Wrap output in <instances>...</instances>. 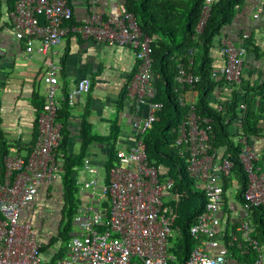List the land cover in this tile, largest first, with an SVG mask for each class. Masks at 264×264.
Here are the masks:
<instances>
[{"label":"built area","instance_id":"built-area-1","mask_svg":"<svg viewBox=\"0 0 264 264\" xmlns=\"http://www.w3.org/2000/svg\"><path fill=\"white\" fill-rule=\"evenodd\" d=\"M215 1L205 0L192 35L194 42L203 32ZM7 15L16 36L25 41L27 52L37 51L44 57L42 78L46 94L31 151L26 155L19 152L3 155L0 264H178V257L171 248L179 232L180 205L187 197L174 177L168 175L165 165L150 162L143 140V134L163 107L162 102L155 100L153 38L142 31L126 4L122 5L118 18L95 12L81 25L70 23L73 10L69 0H15ZM40 16L44 17V22L40 21ZM72 31L111 45L131 46L134 70L127 86V102L128 105H144L146 112L133 123L132 143L125 144L120 139L116 142L117 158L112 166H108L107 161H98L89 150L83 164L75 168L76 184L88 199L82 200L73 216L78 230L72 232L66 242V251L56 260L47 261L42 252L44 241L31 219L21 220V213L35 200L41 184L62 179L63 165L58 157L62 141V123L58 120L61 101L67 99L73 104L79 95L91 89L90 78H73L67 95L61 97L59 93L61 59L55 47ZM246 37L244 35L243 39ZM243 44V41L237 44L226 37L221 39L223 62L215 67L212 76L225 80L219 90L222 97L217 100L222 105L229 100L233 89L239 88L245 93L242 82L247 48ZM197 52L196 44L187 47L186 60L177 64L176 75V82L182 86L179 102L188 108L187 118L176 129V146L179 154L186 158L189 176L205 193L204 210L190 226L195 245L185 264H228L230 252L222 235L223 176L231 174L233 162L213 146L211 119L196 112L198 91L195 86L200 81L194 72ZM239 106L245 108V103ZM237 141L248 181L239 225L229 244H234L241 236L248 242L242 247V253L248 251L247 245L252 246L258 253L254 264H264L263 248L251 234L252 208H264V170L259 163L262 153L246 135H239Z\"/></svg>","mask_w":264,"mask_h":264},{"label":"crops","instance_id":"crops-1","mask_svg":"<svg viewBox=\"0 0 264 264\" xmlns=\"http://www.w3.org/2000/svg\"><path fill=\"white\" fill-rule=\"evenodd\" d=\"M14 2L15 0H3L0 8L1 169L5 151L24 155L31 151L37 137L38 114L46 94V85L42 78L45 70L44 57L37 51L27 52L25 41L16 36L7 15ZM126 3L127 0H69L73 10L70 23L81 25L95 12L118 18L122 5ZM256 13L258 16H255ZM40 21L44 22L43 16H40ZM244 35H247L245 39ZM224 37L237 44L243 41L247 48L243 72L244 87L261 84L264 80V0H247L234 21L217 38L219 46L214 54L216 66L223 62L220 47ZM55 48L61 59V97L67 94L73 78L88 77L92 82L90 91L79 95L71 104L68 116L63 113L69 152L77 153L80 150L81 132L85 122L90 125L92 133L105 136L110 133L112 121L116 117L119 118L121 126L119 139L122 143L131 144L135 133L133 123L146 112L145 106L139 103L127 104L124 110L118 111L121 96L134 70L131 46L111 45L92 37H84L79 31H72ZM251 144L263 154L264 132L252 137ZM89 150L94 152L98 161H107L109 144L105 141H94ZM220 155H223L222 149ZM62 188L61 179L51 184H41L35 200L25 206L21 213V220L31 219L39 237L44 241L42 252L47 261L61 256L59 251L63 244L56 242L50 245L49 242L58 233L62 220ZM235 193L236 188L233 187L222 209L223 236L227 224L232 225L239 221L242 201L237 200ZM79 194L82 200L88 199L86 194ZM235 230L230 227L229 234ZM229 252L228 264H254L248 261V256L245 257L242 251L241 255Z\"/></svg>","mask_w":264,"mask_h":264},{"label":"trees","instance_id":"trees-1","mask_svg":"<svg viewBox=\"0 0 264 264\" xmlns=\"http://www.w3.org/2000/svg\"><path fill=\"white\" fill-rule=\"evenodd\" d=\"M2 1L0 0V8ZM246 2L247 0L215 1L204 30L195 42L192 35L201 17L205 0H127L126 3L127 9L136 16L142 31L153 38L155 100L163 104L162 109L157 113L156 121L143 134L148 157L151 163H161L168 168V175L174 177L187 197V200L180 205L181 216L177 222L179 232L171 248L178 257V264H185L195 245L190 226L204 210L205 193L189 176L186 158L179 154L176 146V129L188 115V108L179 102L182 86L176 82L177 64L186 60L187 47L196 44L198 52L194 60V72L200 77V81L195 86L198 91L196 112L202 117L211 119L213 146L222 149L223 155L228 156L233 162L231 174L223 176L225 199L235 187L237 200L243 201L248 179L239 158L240 144L236 138L241 134L246 135L251 142L252 137L264 132V80L256 87L249 88L244 87L242 82L245 93H241L239 88L233 89L229 100L222 105L221 102L217 103V100L222 97L219 90L225 84V80L213 77L212 72L216 67L214 54L219 46L217 38L223 34L225 27L234 21ZM132 75L133 73L130 77ZM127 86L119 102V112L128 104ZM257 96L260 99H257ZM240 103H245V108H240ZM218 104L222 105L221 109ZM70 106V102L64 99L58 110V120L62 123V141L58 147V157L63 165L61 179L63 208L58 233L52 236L49 242L50 245L56 242L63 244L59 251L60 255L66 251L65 244L72 234L73 216L82 205L76 184L75 168L83 164L84 157L89 153L94 141H105L109 144L106 163L112 166L117 158L115 148L121 132L118 117L112 121L110 133L105 136L92 133L90 125L85 122L81 132L80 150L77 153H70L68 135L64 129L66 123L62 118L63 113L68 116ZM1 136L0 130V138ZM5 153L6 151L3 155ZM259 163L264 170V151ZM251 216L254 224L252 237L264 248L263 206L252 208ZM232 225L225 226L224 238L229 251L241 255L242 247L248 242L240 236L234 244H229L232 237L229 229L230 227L236 229L239 221ZM247 250L243 252L245 257L248 256V261L254 262L258 255L257 251L249 245Z\"/></svg>","mask_w":264,"mask_h":264},{"label":"rangeland","instance_id":"rangeland-1","mask_svg":"<svg viewBox=\"0 0 264 264\" xmlns=\"http://www.w3.org/2000/svg\"><path fill=\"white\" fill-rule=\"evenodd\" d=\"M237 139V138H236ZM79 193H81V191H79ZM45 226H48V225H45ZM40 230V229H39ZM78 230V227L76 225H74V223L72 224V231L71 232H75ZM70 232V233H71ZM71 237V236H70Z\"/></svg>","mask_w":264,"mask_h":264},{"label":"bare ground","instance_id":"bare-ground-1","mask_svg":"<svg viewBox=\"0 0 264 264\" xmlns=\"http://www.w3.org/2000/svg\"><path fill=\"white\" fill-rule=\"evenodd\" d=\"M227 37V36H226Z\"/></svg>","mask_w":264,"mask_h":264}]
</instances>
